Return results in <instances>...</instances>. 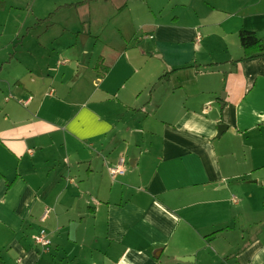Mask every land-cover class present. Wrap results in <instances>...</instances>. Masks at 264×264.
Listing matches in <instances>:
<instances>
[{"label":"crops","instance_id":"0c3cea01","mask_svg":"<svg viewBox=\"0 0 264 264\" xmlns=\"http://www.w3.org/2000/svg\"><path fill=\"white\" fill-rule=\"evenodd\" d=\"M110 2L107 49L85 47L91 31L82 45L55 31L71 12L102 20ZM129 3L0 9V264H264V214L250 216L264 187V55L241 59L238 39L264 44V0H160L169 10L151 24Z\"/></svg>","mask_w":264,"mask_h":264},{"label":"rangeland","instance_id":"374dc122","mask_svg":"<svg viewBox=\"0 0 264 264\" xmlns=\"http://www.w3.org/2000/svg\"><path fill=\"white\" fill-rule=\"evenodd\" d=\"M129 1H130V3H129L130 8L133 11V16L136 15V17L139 18V22L137 21V23L143 22V23L151 24L155 20L159 21L161 16H166V10H169V7H170L169 5H167L166 9L164 11H162V13H159L158 7L160 6V0H156L154 2V4L152 5L153 7H155L156 11H151L149 9V7L147 6L148 0H129ZM169 1L171 3V6L174 4V2H176V0H168V2ZM115 5H116L115 2L114 3H111V2L107 3L104 6V10L102 11L103 13L101 14L102 20H98V22L95 21L96 23H94V21H93V22H91L93 24L90 23V25L87 21L84 23H80L79 17L77 16V14L75 12H71V13H69V16H66L64 19L62 18L61 20L56 21L55 31H58V30L64 31L65 30L67 32L68 30L69 31L72 30L73 38L80 45H82L84 43V41H86L84 38L86 37L87 31H91L93 35L85 42L86 43L85 47L92 50V48H91L93 46L92 42L95 39H98V41H100L98 44H100V46H102L104 49H107L105 47V44L111 43V41L114 38L113 35H114L115 29H116V24H115L114 20H112V16L115 14V8H114ZM174 9L177 11V10H179V7H174ZM59 17H57V18H59ZM105 19H107V20H105ZM120 19H122L121 20L122 22H126L125 17L121 16ZM81 30L83 32H81ZM77 31H80V32L76 33ZM95 31H98L97 37H94ZM144 33L151 34L152 29L149 26H144V28L140 31V34L138 35V39H140V41L137 43L141 42V39L143 38ZM65 36L67 37V35H65ZM133 37H135V35ZM133 37L131 38V41H133V44H134V42L136 40H132ZM140 46H144V45H140ZM139 48L142 49V47H139ZM74 54H76V52ZM67 56L70 58H74L73 55L67 54ZM80 58H82V54L80 55ZM150 62L155 63L154 59H151ZM87 86L89 87V84ZM228 147H230L231 150L234 151L235 157L236 156H244L246 158H251L253 155V151L248 146L246 147L243 145H238L236 143V140H230L228 142ZM254 177L255 176L253 174L252 176H242V178H239V179L237 178V180H245V182H246L249 179L254 180L255 179ZM250 186H252V188H254V189L256 188L254 184H250ZM258 194H259L258 198H254L252 200V206H253V208L254 207L257 208V213L252 212L250 214V216L255 217V218H262V215L264 214V208H263L264 187L259 189Z\"/></svg>","mask_w":264,"mask_h":264},{"label":"trees","instance_id":"16d2710c","mask_svg":"<svg viewBox=\"0 0 264 264\" xmlns=\"http://www.w3.org/2000/svg\"><path fill=\"white\" fill-rule=\"evenodd\" d=\"M5 3L6 0H0V9L5 6ZM51 14L52 13H49L46 17L39 19L38 24L49 21L51 19ZM238 39L243 51L241 59H251L264 55V44L256 32L240 29L238 31ZM107 70L108 67L103 66L101 72L104 74Z\"/></svg>","mask_w":264,"mask_h":264},{"label":"built area","instance_id":"2783aa9c","mask_svg":"<svg viewBox=\"0 0 264 264\" xmlns=\"http://www.w3.org/2000/svg\"><path fill=\"white\" fill-rule=\"evenodd\" d=\"M59 63H60V61H59ZM122 172H123V169H122V166L120 164L115 166V167H111L110 168V173L112 175H115L117 173H122ZM48 211H49L48 208H46V210L44 211V213H43V215L41 217L42 220L45 218V216L47 215ZM34 241L37 244H39L40 246L44 247V248L49 246L50 239L48 238L47 232H46V230L44 228H41L38 231V233L34 236Z\"/></svg>","mask_w":264,"mask_h":264},{"label":"water","instance_id":"95a60500","mask_svg":"<svg viewBox=\"0 0 264 264\" xmlns=\"http://www.w3.org/2000/svg\"><path fill=\"white\" fill-rule=\"evenodd\" d=\"M225 128H226V125L225 124H218V132H217V135H219L221 133V131L223 129H225Z\"/></svg>","mask_w":264,"mask_h":264}]
</instances>
